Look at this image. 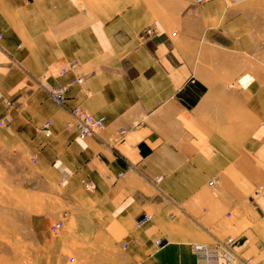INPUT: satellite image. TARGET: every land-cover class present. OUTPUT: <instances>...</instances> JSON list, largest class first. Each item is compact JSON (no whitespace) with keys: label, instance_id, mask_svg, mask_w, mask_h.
Instances as JSON below:
<instances>
[{"label":"crops","instance_id":"1","mask_svg":"<svg viewBox=\"0 0 264 264\" xmlns=\"http://www.w3.org/2000/svg\"><path fill=\"white\" fill-rule=\"evenodd\" d=\"M76 106L97 136L67 130ZM0 120L2 145L36 156L27 191L0 162L28 199L0 207V233L33 264H197L194 242L227 235L264 264V0H0Z\"/></svg>","mask_w":264,"mask_h":264},{"label":"built area","instance_id":"2","mask_svg":"<svg viewBox=\"0 0 264 264\" xmlns=\"http://www.w3.org/2000/svg\"><path fill=\"white\" fill-rule=\"evenodd\" d=\"M207 0H198V2H203ZM156 27L153 26L146 30L147 34H154ZM78 67L77 61H71L64 66L50 69L46 71L41 79L37 82L43 86V83L49 78L58 77L69 70H75ZM86 76L84 74H78L71 83L69 84H59L47 91L52 100L60 105H65L66 103V93L69 90L70 84L84 83ZM72 118L67 122L66 126L68 130H75L77 135L81 139H87L89 137L97 136L105 128V120L102 117H96L91 112L85 110L81 106H76L71 109ZM0 124L3 125L4 121L0 120ZM52 121L48 120L44 125L38 126L37 130L45 133L47 136L52 135ZM127 129H122L119 131L121 135H124ZM85 186L90 189H95V184L93 182H83ZM148 218V215L140 221L143 222ZM62 227V223L58 222L51 226L53 233H57ZM160 241H157L159 244ZM236 239L232 236L226 238L216 239L213 243L205 242H194L192 244V249L197 257V264H243V261L238 257L235 252Z\"/></svg>","mask_w":264,"mask_h":264},{"label":"rangeland","instance_id":"3","mask_svg":"<svg viewBox=\"0 0 264 264\" xmlns=\"http://www.w3.org/2000/svg\"><path fill=\"white\" fill-rule=\"evenodd\" d=\"M203 2H205V1H203ZM199 3H202V2H199ZM162 9H163V7H162ZM151 27H153V26H151ZM151 27H149V28H151ZM146 30L144 32L145 34H147ZM148 35H150V34H148ZM43 74L40 76L39 79H41ZM26 88H30V87L28 85H26ZM35 159H36V156L31 157L30 155H27L21 151L13 150L12 148L7 147L6 145H2V143L0 142V162H3V165H4L3 166V173L4 174H12V169H14L16 172H18L20 174L17 177L19 179L18 185H19L21 190L27 191L29 185H31V183H29L27 180L29 179V175L31 176V173H32L31 166H32V163ZM11 164L14 165L12 168L9 167ZM0 169H1V167H0ZM0 173H1V171H0ZM13 186L14 185L10 181H7V179L6 180L4 179V182H2V183L0 182V207H4V208L10 207L11 208L13 206L12 205L13 200H15L16 207H18V206L19 207H24V206L27 207L28 199H26L25 196L20 197L18 199V195H16V198L13 199L12 192H11L12 189H15V188H13ZM254 195H255V193H254ZM9 218H10V215H7L6 212H4V216L0 215V225L6 224L8 222ZM59 232H60V230L57 233H53L51 230V233L55 234V235L58 234ZM227 236L229 237L230 235H227ZM227 236H225V237H227ZM2 243H3V245H2ZM11 248H12V250L14 249V251L16 253L19 252V256H20L19 261L15 262L14 264H33L32 262L29 261V254H31V252L29 250V246H28L27 242L20 240L19 246L17 244H15L13 246L11 234L8 236L7 232L5 230L4 235L1 236V233H0V259L3 257L6 260L8 258L6 256L7 251H10ZM0 264H12V263H8L6 261H0ZM243 264H249V262H243Z\"/></svg>","mask_w":264,"mask_h":264},{"label":"bare ground","instance_id":"4","mask_svg":"<svg viewBox=\"0 0 264 264\" xmlns=\"http://www.w3.org/2000/svg\"><path fill=\"white\" fill-rule=\"evenodd\" d=\"M55 102V101H54ZM1 125V124H0ZM68 130V129H67ZM196 258V257H195Z\"/></svg>","mask_w":264,"mask_h":264}]
</instances>
